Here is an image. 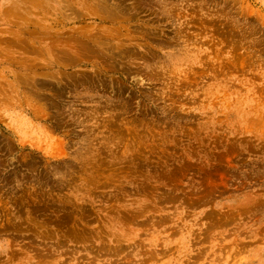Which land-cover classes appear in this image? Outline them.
<instances>
[{
    "label": "rangeland",
    "instance_id": "rangeland-1",
    "mask_svg": "<svg viewBox=\"0 0 264 264\" xmlns=\"http://www.w3.org/2000/svg\"><path fill=\"white\" fill-rule=\"evenodd\" d=\"M0 264H264V0H0Z\"/></svg>",
    "mask_w": 264,
    "mask_h": 264
}]
</instances>
